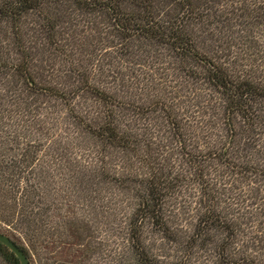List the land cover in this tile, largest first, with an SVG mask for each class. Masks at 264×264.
Here are the masks:
<instances>
[{
    "label": "rangeland",
    "instance_id": "obj_1",
    "mask_svg": "<svg viewBox=\"0 0 264 264\" xmlns=\"http://www.w3.org/2000/svg\"><path fill=\"white\" fill-rule=\"evenodd\" d=\"M47 1L21 17L18 45L11 23L0 20V66L8 72L0 74V86L18 85L11 73L21 62L42 86L89 84L119 102L115 113L133 142L129 149L111 146L70 118L60 99L39 96L42 119L61 127L48 144L62 172L50 222L65 242L41 246L32 263L137 264L128 223L144 179L155 174L166 181L167 230L144 224L150 255L165 264H264V100L254 126L234 118L229 127L224 99L191 77L170 50L123 42L108 17L80 9L75 0ZM240 31H207L202 46L236 75L264 84V32ZM72 102L75 114L95 126L108 108L90 92ZM205 215L220 222L204 236L203 248L192 237ZM8 257L0 251V264H11Z\"/></svg>",
    "mask_w": 264,
    "mask_h": 264
},
{
    "label": "trees",
    "instance_id": "obj_2",
    "mask_svg": "<svg viewBox=\"0 0 264 264\" xmlns=\"http://www.w3.org/2000/svg\"><path fill=\"white\" fill-rule=\"evenodd\" d=\"M75 1L82 10L98 11L108 17L123 42L143 41L170 50L181 63L184 62L191 77L201 78L224 99L222 112L229 127L234 118L242 119L248 127L257 123L260 117L258 104L264 100V84L236 75L224 64L213 60L202 46L201 34L207 31L226 33L231 26L239 27L243 33L264 32V0ZM47 4V0H1L0 20L11 23L15 44L20 43L21 17L33 10L40 11ZM20 55L22 59L26 57L23 53ZM24 63L12 66L11 75L18 82L17 86H0V228L6 230L0 232L23 248L34 264L32 260L34 262L41 246L65 242L64 232L50 222L55 206L51 199L62 172L56 167L57 157L53 156L48 144L61 127L52 126L42 119L43 111L37 105L39 96L49 94L60 99L70 118L86 132L105 138L111 146L129 149L133 141L125 121L115 113L119 102L114 96L89 84L75 85L70 90L42 86L32 76L28 63ZM193 64L197 69L190 72ZM5 72L8 74L0 66V74ZM82 92H90L108 107L96 126L74 112L72 100ZM164 187L166 181L155 174L144 179V191L138 196L136 207L130 214L129 240L137 264H165L149 254L142 236L146 222L158 230H167L163 214ZM199 220L192 240H200L194 245L204 248V236L213 223L220 220L217 216ZM228 229L234 236V229L231 226ZM0 251L9 254L11 264H20L18 258L1 243ZM229 261L230 264H242L245 259Z\"/></svg>",
    "mask_w": 264,
    "mask_h": 264
},
{
    "label": "water",
    "instance_id": "obj_3",
    "mask_svg": "<svg viewBox=\"0 0 264 264\" xmlns=\"http://www.w3.org/2000/svg\"><path fill=\"white\" fill-rule=\"evenodd\" d=\"M0 243L5 245L19 260L20 264H31L29 256L7 234L0 232Z\"/></svg>",
    "mask_w": 264,
    "mask_h": 264
}]
</instances>
